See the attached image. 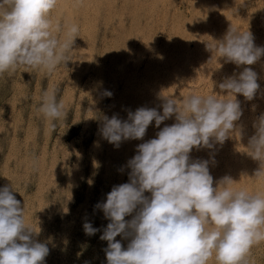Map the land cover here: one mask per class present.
<instances>
[{"label":"rangeland","instance_id":"374dc122","mask_svg":"<svg viewBox=\"0 0 264 264\" xmlns=\"http://www.w3.org/2000/svg\"><path fill=\"white\" fill-rule=\"evenodd\" d=\"M50 18L62 40L66 25L78 26L66 62L51 73L24 66L0 73V188L12 185L25 224L49 248L44 264H107L100 236L109 221L95 205L129 181L127 161L160 129L153 121L142 140L116 148L100 132L105 116L127 120L140 107L162 114L169 97L178 104L191 95L224 98L219 84L245 67L257 73L255 97L236 94L242 116L230 137L213 149L194 148L190 160H209L214 187L230 177L235 189L264 192V178L254 177L260 164L247 154L264 114V55L237 66L207 47L230 28L249 31L264 47V0H58ZM46 92L64 106L59 120L39 111ZM173 123L175 115L160 128ZM85 222L101 231L86 235ZM248 261L264 264V241L251 247Z\"/></svg>","mask_w":264,"mask_h":264},{"label":"clouds","instance_id":"9594fccd","mask_svg":"<svg viewBox=\"0 0 264 264\" xmlns=\"http://www.w3.org/2000/svg\"><path fill=\"white\" fill-rule=\"evenodd\" d=\"M57 4L0 0V73L18 66L51 73L66 62L79 29L66 25L67 39L57 37L50 18ZM207 47L237 66L253 65L264 55V47L254 45L249 31L234 28ZM257 79V73L245 67L238 77H226L219 84L227 92L224 98L191 95L178 104L169 97L162 114L140 107L129 111L127 120L117 115L103 118L102 137L116 148L123 141L142 140L153 121L160 129L155 138L138 144L127 161L129 181L114 185L106 201L95 205L109 221L100 236L107 241V264H209L213 257L216 264H249L251 247L264 241V192L235 189L230 177L214 187L209 160H190V153L194 148L213 149L230 137L242 116L236 94L252 100L260 87ZM63 107L46 92L39 111L55 121L64 117ZM173 115L175 123L160 128ZM254 128L247 154L260 164L254 175L259 179L264 178V114ZM13 190L12 185L0 188V264H44L49 248L34 239ZM83 229L88 236L101 231L91 222ZM117 236L129 240L126 248Z\"/></svg>","mask_w":264,"mask_h":264},{"label":"bare ground","instance_id":"6f19581e","mask_svg":"<svg viewBox=\"0 0 264 264\" xmlns=\"http://www.w3.org/2000/svg\"><path fill=\"white\" fill-rule=\"evenodd\" d=\"M263 2V1H262ZM257 6V5H256ZM264 63V62H263Z\"/></svg>","mask_w":264,"mask_h":264}]
</instances>
